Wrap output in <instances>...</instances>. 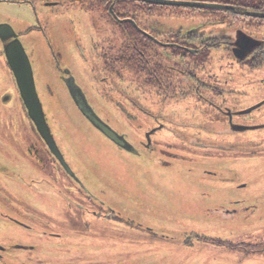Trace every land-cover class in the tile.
<instances>
[{
	"label": "rangeland",
	"instance_id": "obj_1",
	"mask_svg": "<svg viewBox=\"0 0 264 264\" xmlns=\"http://www.w3.org/2000/svg\"><path fill=\"white\" fill-rule=\"evenodd\" d=\"M24 1L27 0L0 3V23H10L19 34L48 122H55L59 138L67 145L65 148L68 147L65 150L67 162L77 169L79 176L87 178V186L91 184L94 193L101 195L97 193L99 189L112 198L121 196L127 203L115 206L127 217L156 229L155 238H150L132 229L137 228L134 223L123 221L122 226L109 225L112 233L118 231L114 236L99 237L81 229H71L79 234L73 235L64 225L59 231L65 232L62 242L83 244L80 247L83 257H91L94 261L84 259L81 264H264V130H248L235 138H222L213 128L210 131L188 130L172 124L171 129L187 132L188 137L153 135L151 139L158 144L152 154L154 165L143 160V165H129L76 113L66 97L57 67L69 69L101 117L134 138H143L149 128L148 123L126 119L128 114L145 121L136 109L139 106L148 112L168 116L176 123L180 117H185L184 114L192 124L202 122V112L213 117L215 114L207 107L189 103L162 105V96H155L154 91L147 88L138 87L140 91L130 77L125 80L127 86L131 85L128 89L115 81L125 97L105 91L107 85L97 83L106 76L103 55L114 43L119 45L125 41L122 32L125 27L116 25L103 10H85L69 4L68 0H61L64 5L54 7L50 4L56 0H43V3L48 2L44 5L38 3L40 0H32L37 2L35 8L18 4ZM150 9L149 16L138 17L139 25L147 18L162 24L178 21L193 26L204 19L187 8L151 6ZM127 11L133 14L131 8ZM0 58V89L5 88L16 97L6 107L0 100V115L16 124L25 113L15 85L8 84L9 70L1 66L4 57ZM240 87L246 93L240 108L245 109L254 103L255 94L248 82H240ZM51 97L55 99L52 101ZM262 114L260 120L264 122V108L251 115ZM245 121L246 125L257 124L250 117ZM1 122L0 131L6 127L11 129L12 123L8 120L0 118ZM192 140L220 143L228 148L223 151L199 148ZM232 143L237 148L226 152L232 148ZM80 191V203H84L86 194ZM68 192L72 195L71 190ZM43 195L53 210L63 212L56 207L53 194ZM226 209L237 211V214L230 217L222 212ZM63 220L67 222L64 217ZM105 226L107 224L102 227ZM11 227L0 223V243L14 238L25 242V236L17 233L12 236Z\"/></svg>",
	"mask_w": 264,
	"mask_h": 264
},
{
	"label": "flooded vegetation",
	"instance_id": "obj_2",
	"mask_svg": "<svg viewBox=\"0 0 264 264\" xmlns=\"http://www.w3.org/2000/svg\"><path fill=\"white\" fill-rule=\"evenodd\" d=\"M189 2L219 5L228 9L177 7L197 12L204 19L193 26L179 24L178 21L162 24L147 18L139 25L138 17L149 16L151 6H161L144 0H99L93 7L86 9L77 0H68L69 4L85 10H103L116 25L125 27L122 28L125 41L119 45L114 43L103 55L106 76L98 79L97 83L100 86L107 85L105 91H114L125 97L123 89L115 85V81L124 85L125 89L131 87L125 81L129 75L120 65L132 61L138 70V78H130L136 82L137 88H147L154 91L155 96H162V105L189 103L207 107L215 114L213 117L202 112V122L192 124L183 112L185 117H180L176 123L168 116L148 112L139 106L136 109L145 117V121H138L128 114L126 119L148 123L149 128L144 135L154 131L151 138L153 135L180 139L188 137L187 132L171 129L172 124L188 130L210 131L213 128V132L222 138H235L248 130H264V122L260 120L263 114L257 117L251 115L264 108V0ZM0 3L17 2L0 0ZM21 3L35 8L37 2L27 0L18 4ZM38 3L44 5L48 2L40 0ZM61 5H64V1L56 0L50 4L52 7ZM128 8L132 9L134 15L127 13ZM1 24L11 26L7 22ZM129 46L134 47L132 51L128 50ZM0 49V57H4L1 43ZM1 66L9 70L8 84L12 82L16 88L5 58ZM60 70L57 67L59 74ZM240 82L251 84L255 94L254 103L245 109L240 108L246 94L241 90ZM0 92L3 107L16 100L15 95L5 88L0 89ZM20 102L22 104L21 99ZM22 108L25 113L21 117L23 124L21 121L13 124L9 117L0 115V118L12 123L11 129L6 127L0 131V223L12 226L9 228L12 236L15 233L25 236V242L14 238L7 243H0V264H81L84 259L94 262L91 257H83L80 252L83 244L62 242L65 232L60 233V228L66 225L67 232L73 235L79 234L71 232V229H81L92 236L109 237L118 233H112L109 225L122 226L123 221L97 205L90 195L84 196L86 205L80 203L79 181L65 174L36 133L23 104ZM248 117L257 124H244ZM192 144L217 151L228 148L220 143L214 145L196 140H192ZM157 146L151 139L147 150L153 151ZM231 147L226 152L237 148L233 143ZM43 194H53L56 207L63 212L53 210L54 207L46 203ZM132 229L155 238L154 233L138 227ZM37 237L40 238L39 242ZM17 253L25 254L24 258L17 257ZM65 256L68 258L62 259Z\"/></svg>",
	"mask_w": 264,
	"mask_h": 264
},
{
	"label": "water",
	"instance_id": "obj_3",
	"mask_svg": "<svg viewBox=\"0 0 264 264\" xmlns=\"http://www.w3.org/2000/svg\"><path fill=\"white\" fill-rule=\"evenodd\" d=\"M144 1L160 6L213 8L220 10L228 9L219 5L195 2L171 0ZM0 43L3 45L2 52L14 78L19 97L25 108L26 114L33 124L36 133L47 147L49 153L61 165L65 174L69 178L79 181L78 184L80 190L82 189L86 195L92 196L95 203L101 206V208L105 209L109 214L114 215L116 218L122 221L134 223L136 227L141 228L149 233H154L156 231L155 227L148 225L145 226L144 224L135 221L132 217H127L123 210L115 206V204L119 205L121 202L126 204L127 202L125 199L119 195H117L115 198H112L107 194L101 193L99 189V192L97 191V193L101 195L94 193L93 186L91 184L87 186L89 184L87 178L79 176L76 173L77 169L73 168L72 165L67 162L65 150H67L68 147L66 149L65 146L67 145L63 143L61 138H59L55 128V122H50V124L48 122L44 105L37 91L30 59L27 55V52L25 51V48L18 39L17 34L10 25H0ZM58 77H60L59 80H61L66 97L74 107L76 113L85 121L84 123L99 133L107 143L113 146L114 149L128 161L129 165L136 167L143 165V162H148L147 164L154 165V163H152L156 162L154 156L152 155L154 152H148L147 150L149 145H151L150 136L154 133V131L146 134L145 139L141 137L134 138L129 132L123 131L120 128H118V131L110 123H108V121L99 115L93 105L94 103L92 104L84 90L77 84L76 79L73 77L69 69H61ZM51 98L52 101L55 99L54 97ZM209 160L206 161L208 162ZM79 173L81 172L79 171ZM202 174L207 176L206 172L204 171H202ZM250 209L251 208L247 210ZM222 212L224 214H228L230 217H233L237 214V211H231L229 209H226Z\"/></svg>",
	"mask_w": 264,
	"mask_h": 264
},
{
	"label": "trees",
	"instance_id": "obj_4",
	"mask_svg": "<svg viewBox=\"0 0 264 264\" xmlns=\"http://www.w3.org/2000/svg\"><path fill=\"white\" fill-rule=\"evenodd\" d=\"M77 1L80 2V5L84 6L86 9L93 7L94 3L99 2V0H77ZM106 1L108 2L109 0ZM181 1L189 2V0H181ZM133 48L134 47L129 46L128 50L132 51ZM120 68H122V70L126 69V72L128 73L129 77H131L132 79L136 80L138 78V70L135 69V66L132 61H126V63L124 62V64L120 65Z\"/></svg>",
	"mask_w": 264,
	"mask_h": 264
}]
</instances>
